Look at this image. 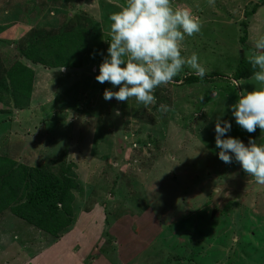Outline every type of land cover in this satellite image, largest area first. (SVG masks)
<instances>
[{
	"label": "rangeland",
	"instance_id": "obj_1",
	"mask_svg": "<svg viewBox=\"0 0 264 264\" xmlns=\"http://www.w3.org/2000/svg\"><path fill=\"white\" fill-rule=\"evenodd\" d=\"M172 2L202 22L181 54L196 52L214 78L188 84L185 67L145 108L134 98L106 101L105 89H119L95 79L108 56V16L123 0H0L4 196L16 189L10 159L54 174L70 168L75 180L73 224L57 236L7 201L0 264H264V185L234 158L221 161L215 144L217 117L232 125L222 138L264 143L229 107L254 88L234 74L264 35V4L250 13L264 0ZM68 60L82 68L61 66Z\"/></svg>",
	"mask_w": 264,
	"mask_h": 264
},
{
	"label": "clouds",
	"instance_id": "obj_2",
	"mask_svg": "<svg viewBox=\"0 0 264 264\" xmlns=\"http://www.w3.org/2000/svg\"><path fill=\"white\" fill-rule=\"evenodd\" d=\"M208 3L214 4V0ZM108 21V56L99 65L95 79L119 90L105 89L106 101L134 98L147 108L157 102L156 89L174 83L185 67L201 80L206 76L208 70L196 52L181 54L185 38L200 33L202 28L200 19L189 9L174 6L172 0H123L120 9L109 14ZM245 59L252 69L249 80L254 88L238 91L237 102L229 107L241 129L254 133L259 128L264 133V35L252 41ZM231 127L229 121L217 117L215 144L219 159L230 164L234 158L248 176L264 185V143L250 138L245 145L239 138H222Z\"/></svg>",
	"mask_w": 264,
	"mask_h": 264
},
{
	"label": "trees",
	"instance_id": "obj_3",
	"mask_svg": "<svg viewBox=\"0 0 264 264\" xmlns=\"http://www.w3.org/2000/svg\"><path fill=\"white\" fill-rule=\"evenodd\" d=\"M261 4L264 3L255 4L250 13H255ZM73 63L76 62L70 60L63 61L61 66L70 68L71 70H80L82 68V66H77ZM22 69L24 71L28 70V73H32L28 66H24ZM251 74L252 69L246 59H244L236 69L234 79H246ZM204 78L205 80H213L214 76L206 75ZM198 80L194 74L186 77V83L188 84ZM15 82L18 85V82ZM30 98L32 99V96ZM30 98L29 105L32 104ZM10 160L9 162L13 166L11 171H9V176H13L16 189L11 195L5 197L3 192L5 191L4 186L6 182L0 184V209L7 208L8 201L12 214L24 222L34 225L36 228L54 236H57L61 230L73 224L69 202L71 203L73 199L71 193L72 189L75 188V180L71 175V169H62L61 172L54 174L48 167L44 166L46 163L29 165L24 162L17 163L13 159ZM2 196L5 198L1 200Z\"/></svg>",
	"mask_w": 264,
	"mask_h": 264
},
{
	"label": "water",
	"instance_id": "obj_4",
	"mask_svg": "<svg viewBox=\"0 0 264 264\" xmlns=\"http://www.w3.org/2000/svg\"><path fill=\"white\" fill-rule=\"evenodd\" d=\"M216 210L214 209L213 212H212V216L215 214Z\"/></svg>",
	"mask_w": 264,
	"mask_h": 264
}]
</instances>
